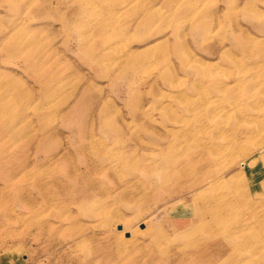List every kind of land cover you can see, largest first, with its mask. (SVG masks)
<instances>
[{
    "label": "rangeland",
    "instance_id": "374dc122",
    "mask_svg": "<svg viewBox=\"0 0 264 264\" xmlns=\"http://www.w3.org/2000/svg\"><path fill=\"white\" fill-rule=\"evenodd\" d=\"M263 151L264 0H0V264H264Z\"/></svg>",
    "mask_w": 264,
    "mask_h": 264
},
{
    "label": "bare ground",
    "instance_id": "6f19581e",
    "mask_svg": "<svg viewBox=\"0 0 264 264\" xmlns=\"http://www.w3.org/2000/svg\"><path fill=\"white\" fill-rule=\"evenodd\" d=\"M9 41L7 43H9ZM11 42H12V40H11ZM11 42H10V45H6V46H4L2 48L4 53L6 55L10 56V57L15 56L16 52H14V51L17 50V46L11 45ZM227 132L229 133V135L227 137V141L226 142H223L222 144L221 143H211L209 146H205V147L201 148L200 150L202 152H204V153L207 152V155L204 157L203 161L201 160V158L198 159V161H202L205 164L206 163H212V164H215V165L220 164L219 159L221 157H223V156L225 157L229 153V151L227 152V150L230 149V146L233 143H236L237 141H239V139H240L239 133L237 132V130H235V127H229L227 129ZM227 158H231V157H227ZM259 161H260V156L257 155V153L256 154L252 153L242 163V166H243L242 171H246L247 173H249V180L250 181H253V180H256V179H261L263 177L262 173H260V171H258L259 168H257V163ZM228 164L229 163L227 162V165ZM18 167H19V165L16 166V169ZM224 169H220L213 176L207 175L205 177H202L199 174H195V175L192 176L191 180L189 181V186L192 187L193 189H197V188L201 187L205 183L206 187L203 190H208L209 191L214 186H216L217 184H222V183L225 182V180L223 178ZM241 174H242L241 172H236L235 174L232 175V179L237 180ZM203 190L196 191L194 193V195L195 196L200 195L201 194L200 192L203 191ZM240 194L243 196V198L246 197V193L245 192H239V196H240ZM210 203H211V201H210ZM258 205L262 208V210L264 209V197L259 199ZM213 206H215V205H213ZM206 207H209V204H206ZM200 213L204 214V213H207V211H206L205 208H203L200 211ZM218 215H219L218 211L212 210V213H211L212 219L215 218L217 223L219 222ZM260 221H261L262 224H264V211H263V216L261 217ZM42 229H45V228H42ZM262 232L264 233V231H262ZM263 237H264V234H263ZM261 242L264 244V239H262ZM219 250H223V251H219L220 254L224 253V249L223 248H221ZM259 254L263 255V262H264V248H263V252L262 253L258 252V254H255V258L256 259H258V255Z\"/></svg>",
    "mask_w": 264,
    "mask_h": 264
}]
</instances>
